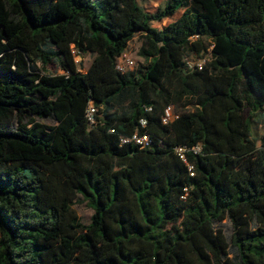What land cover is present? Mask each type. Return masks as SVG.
I'll return each mask as SVG.
<instances>
[{
	"label": "trees",
	"instance_id": "16d2710c",
	"mask_svg": "<svg viewBox=\"0 0 264 264\" xmlns=\"http://www.w3.org/2000/svg\"><path fill=\"white\" fill-rule=\"evenodd\" d=\"M139 35L146 64L119 72ZM88 54L81 73L75 57ZM254 124L264 0H166L155 13L137 0H0V264H264ZM135 133L151 146L121 143Z\"/></svg>",
	"mask_w": 264,
	"mask_h": 264
},
{
	"label": "rangeland",
	"instance_id": "374dc122",
	"mask_svg": "<svg viewBox=\"0 0 264 264\" xmlns=\"http://www.w3.org/2000/svg\"><path fill=\"white\" fill-rule=\"evenodd\" d=\"M140 7L145 9L147 12L155 13L157 11H161L165 8L166 0H137ZM184 10H180L177 13H175L173 16L166 17L161 22H154L153 28H162L174 21H176L182 14ZM144 44V40L142 36H137L129 45L127 51L125 52L129 57L133 58L136 61V68L134 70H137L139 68V65L146 64V61L143 57L140 56V50ZM210 56H207V60ZM93 59V56L90 54L86 56H76L75 62L78 65V69L81 73H85L86 69L89 67L91 61ZM38 67L40 68L42 74H62L63 72L58 69L56 65H48L47 67H43L41 63L38 64ZM257 119V118H256ZM49 124H54L52 121L47 120L46 121ZM255 133L259 137L264 135V126L263 124L253 126ZM73 209L75 210L78 218L83 224H89L91 221V218L94 214L93 209L89 206L88 202H85L82 197H79L78 201L73 205ZM227 237L228 240L231 239V236L233 234L232 226L229 222H224L220 225Z\"/></svg>",
	"mask_w": 264,
	"mask_h": 264
},
{
	"label": "built area",
	"instance_id": "2783aa9c",
	"mask_svg": "<svg viewBox=\"0 0 264 264\" xmlns=\"http://www.w3.org/2000/svg\"><path fill=\"white\" fill-rule=\"evenodd\" d=\"M127 51V50H126ZM204 61L198 60V61H187V64L190 68H198L199 70L203 69ZM137 64L136 61L129 57L126 53L122 54L118 59L116 63V69L121 73H128L131 71H134ZM97 114V109L94 107L93 104H90L87 111H86V118L90 124V126H93L96 123L95 116ZM177 115L174 114V108L168 107L165 111V116L163 117V123L168 124L169 122L173 121ZM145 124V123H144ZM114 133V131H112ZM121 143L126 144H133L135 146H138L140 149H146L149 148L152 144V140L148 134L139 135L138 133H135L134 135L130 137H122ZM195 153H199V148H193L192 149ZM179 157L181 160H183L188 168L191 174L193 175V166L188 164L187 157H186V149L183 148H177L176 149Z\"/></svg>",
	"mask_w": 264,
	"mask_h": 264
}]
</instances>
